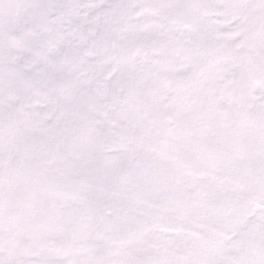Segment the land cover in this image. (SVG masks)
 I'll return each mask as SVG.
<instances>
[{"label":"snow or ice","instance_id":"6c2138e0","mask_svg":"<svg viewBox=\"0 0 264 264\" xmlns=\"http://www.w3.org/2000/svg\"><path fill=\"white\" fill-rule=\"evenodd\" d=\"M0 264H264V0H0Z\"/></svg>","mask_w":264,"mask_h":264}]
</instances>
